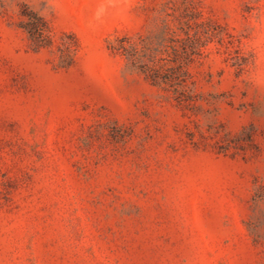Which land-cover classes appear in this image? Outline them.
Masks as SVG:
<instances>
[{"label":"rangeland","instance_id":"obj_1","mask_svg":"<svg viewBox=\"0 0 264 264\" xmlns=\"http://www.w3.org/2000/svg\"><path fill=\"white\" fill-rule=\"evenodd\" d=\"M0 264H264V0H0Z\"/></svg>","mask_w":264,"mask_h":264},{"label":"clouds","instance_id":"obj_2","mask_svg":"<svg viewBox=\"0 0 264 264\" xmlns=\"http://www.w3.org/2000/svg\"><path fill=\"white\" fill-rule=\"evenodd\" d=\"M30 10H33V11H35V9H34V8H31V6H30Z\"/></svg>","mask_w":264,"mask_h":264}]
</instances>
